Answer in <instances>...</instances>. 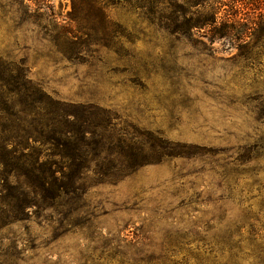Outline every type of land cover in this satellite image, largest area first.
Returning <instances> with one entry per match:
<instances>
[{
  "label": "trees",
  "instance_id": "trees-1",
  "mask_svg": "<svg viewBox=\"0 0 264 264\" xmlns=\"http://www.w3.org/2000/svg\"><path fill=\"white\" fill-rule=\"evenodd\" d=\"M70 2L68 18L59 21L51 0H0V24L11 34L31 25L38 49L46 51L34 48V53L75 70L77 81L65 97L34 80L27 55L31 48L20 46L17 37L10 51L0 52V264H18L25 251L39 247L26 223L48 225L50 242L86 230L82 200L91 175L114 182L146 165L202 154L204 146L173 142L161 129L143 126L138 116L164 114L172 128L184 115L197 118L198 98L188 87L200 81L219 90L209 96L224 91L205 77L217 60L214 44L235 50L223 61L230 64L231 81L249 89L244 103L264 129V83L257 81L264 63L260 0ZM119 13L124 21L115 18ZM139 41L149 45L145 55L137 51ZM182 46H187L183 56L198 59L197 72L177 65ZM82 66L86 71L79 75ZM150 74L160 76L164 87L146 99ZM117 88L143 100L121 105L108 93ZM220 153L226 157L213 169L222 190L216 202L241 208L238 222L226 224L222 210L203 234L167 232L157 251L152 232L144 227H126L122 238L86 236L96 246L70 264H264V131ZM257 198L260 207L254 210L250 202ZM184 201L176 210L197 213L194 208L207 202L198 192ZM221 224L224 230L210 236ZM14 226L25 227V233L17 235Z\"/></svg>",
  "mask_w": 264,
  "mask_h": 264
},
{
  "label": "rangeland",
  "instance_id": "rangeland-1",
  "mask_svg": "<svg viewBox=\"0 0 264 264\" xmlns=\"http://www.w3.org/2000/svg\"><path fill=\"white\" fill-rule=\"evenodd\" d=\"M51 3L59 21L68 18L71 10L70 0H51ZM260 3L264 8V0H260ZM115 18L124 21L126 17L119 13L115 15ZM30 28L31 25H26L15 34H11L9 27L0 24V52L10 51L17 37L20 46L26 44L31 48L27 55L30 65H33L32 78L41 82L47 89H55L62 96L72 95L75 91L72 85L77 83L73 76L75 70L67 71L63 69L62 63L54 66L49 63V60L39 58L33 51L34 48L38 49V46ZM186 47L182 46L180 49L177 65L185 71L197 72L198 59L183 56ZM136 48L142 55L150 49L149 45L143 41L137 42ZM222 48L220 43L214 44L217 60L209 68L205 77L206 81L211 84L217 83L218 87H222L224 91H220L219 96L212 94L209 96L208 92L219 90L215 87L206 88L200 81L188 87L192 97L198 98L194 107L195 111H200L197 118L190 119L184 115L179 125L172 128L164 114H148L143 118L138 116L143 126L161 129L173 142L204 146L205 150L202 154L192 158L175 157L163 163L146 165L114 182H101L91 175L86 181L85 195L82 200L85 207L84 215L89 220L88 228L67 233L55 242H50L52 233L48 225L40 226L37 221L24 224L23 226L39 247L25 251L23 260L18 264H70L73 259H81L82 254L86 255L92 247L96 246V240L95 243L90 244L83 239L84 237L96 238L98 235H103L110 239L122 238L127 234L124 229L131 226L144 227V231L150 230L151 244L157 251L167 232L196 231L203 234L205 225L212 226L214 223L209 221L221 214L222 210L227 212L226 224L236 223L242 218L243 211L236 204L227 201L216 202L222 190L216 187L220 179L213 173V169L216 163H221L226 157L220 153L221 150L235 148L244 141L252 142L257 134L263 133L264 129L250 112L252 106L244 103V97L249 93V89L239 82L231 81L233 74L229 68L230 64L223 61L229 60L235 54V50ZM40 51L43 54L46 52L42 48ZM23 54L25 53L21 51L15 52V55L19 56ZM77 71L79 75H82L86 68L82 66ZM260 72L257 81L262 85L264 63ZM150 77L147 82L149 94L145 97L146 99L152 96L154 90L164 87L160 76L150 74ZM205 89H207L206 92ZM123 91L125 90L117 88L108 93L117 103L124 106L129 101L143 100L132 90ZM230 97L235 98L236 102L229 103ZM149 115L154 118H149ZM229 155H234V150L230 151ZM197 192L201 195V199L207 201L194 208L198 211L197 213H194L192 209L176 210L184 198L187 201L193 193ZM250 203L254 210L259 209V198ZM25 227L14 226L12 229L19 235L25 233ZM197 227L200 229L195 230L194 228ZM224 227L225 224L217 226L209 235L213 236L223 231Z\"/></svg>",
  "mask_w": 264,
  "mask_h": 264
}]
</instances>
